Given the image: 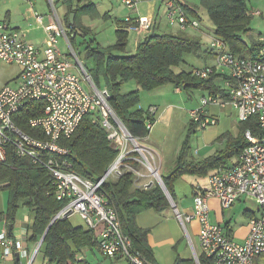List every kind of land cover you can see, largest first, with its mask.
<instances>
[{
	"label": "built area",
	"instance_id": "built-area-1",
	"mask_svg": "<svg viewBox=\"0 0 264 264\" xmlns=\"http://www.w3.org/2000/svg\"><path fill=\"white\" fill-rule=\"evenodd\" d=\"M25 1L32 5L31 0ZM46 1L50 15L47 25H43V50L26 42L0 18V60L20 67L19 77L13 85H5L0 90V163H5L9 154H15L19 158L29 159L35 167L47 170L55 188L56 200L65 201L54 216L55 220L77 214L88 229L97 230V243L102 256L108 259L120 257L129 264H148L132 250L130 239L122 233L114 207L103 192L102 185L108 179L120 178L126 171L142 177L129 165L131 161L144 167L151 177L150 183L146 182L140 188L158 184L161 177L154 165L153 153L143 148L139 138H133L114 115L108 105L107 90L96 88L73 50L54 1ZM115 1L132 13L140 0ZM161 1L169 26L184 32L199 29V21L185 12L178 0ZM250 13L253 16L260 15L259 11ZM35 18L41 23V16L36 14ZM124 22L127 32L144 38L152 34L154 29V20L148 17L128 15ZM60 38H64L75 60L77 74L71 70L68 58L57 46ZM209 46L214 55V66L194 70V75L206 78L214 71H226L231 78L230 82H226L229 100L202 97L199 107L189 111L190 123L201 130L214 127L218 122L206 114V108L230 104L236 110L239 122L256 119L259 134L253 135L246 131L244 138L247 145L239 154L237 162L230 168L220 167L213 171L208 179V188L193 198L192 215H182L174 209L175 216L185 231V224L193 218L197 219L200 255L212 260L213 264H253L256 258L264 262V63L256 59L234 57L224 42L215 37L211 38ZM260 55L264 56V49ZM27 103H34L40 108L39 115L27 120L31 133L17 125ZM27 110L30 109L26 106ZM142 111L146 118L145 128L150 131L157 107L150 105ZM89 114L99 115L107 139L118 151L97 181L81 177L71 170V149L65 145L81 120ZM242 197L254 200L259 207V214L249 219L244 241L236 243L225 234L222 226L209 222L208 201L217 199L222 209H229ZM0 246L2 258L10 257L15 252L23 257L28 256L20 243L8 236L6 231L0 233ZM191 250L194 264H200V255L194 248Z\"/></svg>",
	"mask_w": 264,
	"mask_h": 264
},
{
	"label": "trees",
	"instance_id": "trees-1",
	"mask_svg": "<svg viewBox=\"0 0 264 264\" xmlns=\"http://www.w3.org/2000/svg\"><path fill=\"white\" fill-rule=\"evenodd\" d=\"M55 1H62V5H65L67 9L64 20L68 29L66 34L70 44H75L76 29L83 27L77 18L86 13L85 7H82L84 0ZM247 1L199 0L196 9L185 5L183 8L191 18L199 22L201 19L198 9H202L214 28L213 36L224 42L234 57L256 59L264 63V56L260 55L264 49V40L261 35L255 37L252 34L250 24L254 16L250 13ZM70 14H74L73 23L70 22ZM125 28L126 24L124 28L115 32L116 41L113 45L102 47L99 44L95 46L93 41L89 43L83 41L81 43L84 47L81 52H84L86 60L91 62L90 68L85 66L84 68L92 82L97 89L107 90L110 109L133 138L140 139L147 132L146 118L143 111L138 108L139 90L152 91L165 85H173L176 89L185 92L201 90L207 92V96L219 97L220 95L223 100H229L226 89L220 90L215 83L217 78L222 77L216 73L217 71L206 78L193 75L194 71H174V67H179L183 62L185 55H195L205 60L211 56L212 51L202 52V40L199 36L179 30L175 33H152L137 45L133 54H130L126 51L128 39ZM86 31L89 32V30ZM79 54H76L78 59ZM222 79L226 82L231 81L229 76ZM130 81L135 83L137 89L121 94L122 85ZM26 106L30 109L29 111H26ZM39 111V105L27 103L17 125L31 133L27 127V120L39 115ZM239 125L242 135L233 145V152L229 155L215 158L208 164L206 162L197 164L185 160L184 149L176 168L168 177L161 178L172 199V183L177 176L182 175L183 172L200 175L206 171L207 167L226 168L225 159L231 157L236 149L234 154L239 156L247 145L244 133L250 131L253 135L259 134L255 118L239 122ZM193 128L194 125L190 123L189 130ZM187 142L184 144L185 148ZM65 145L71 149L69 156L71 170L91 181H97L104 175L118 153L107 139V132L101 126L98 114L86 115ZM130 163L133 166L137 165L134 161ZM0 189H5L8 193L6 212L4 215L0 214V221L5 220L13 224L20 206L26 207L32 217V223L27 229L28 242L37 244L45 234L38 249L44 256L45 264H100L88 261L84 255L85 252L94 255L95 251L101 255L97 243V230L88 229L85 224V227L73 226L68 218L54 220L51 223L65 201L56 200L55 188L47 170L35 167L27 158L9 154L7 161L0 163ZM102 189L114 207L122 233L131 241L132 250L147 262L152 263V251L148 245L149 231L139 228L135 218L137 214L147 210L162 214L169 209V202L161 187L153 183L149 188H139L135 186L133 173L126 171L118 179L106 180ZM102 258L108 260L109 264L113 262L116 264L119 259H122L120 257L108 259L104 256ZM125 261L129 264L127 260ZM199 262L213 264L212 260L201 255ZM173 264H194V261L176 259Z\"/></svg>",
	"mask_w": 264,
	"mask_h": 264
},
{
	"label": "crops",
	"instance_id": "crops-1",
	"mask_svg": "<svg viewBox=\"0 0 264 264\" xmlns=\"http://www.w3.org/2000/svg\"><path fill=\"white\" fill-rule=\"evenodd\" d=\"M18 2L27 3L25 0H0V18L5 20L8 23L10 29L17 32L26 42H28L31 45H34L39 50H43L45 48L43 17L34 9L35 7L33 2L31 6L27 3V6L24 9L23 13H21V11L18 13L17 11V6L19 5ZM179 3L181 5L189 6L195 9L199 5L197 4L196 0H183V1H179ZM58 4L62 5L63 3L62 1H60L58 2ZM82 7H85L86 13L82 16L79 15L77 18L81 25H82L81 22L84 23V20L87 17L95 20L104 19L106 21L112 22L114 35L117 30H120V28H124L125 26L124 18L128 15H131L133 17H148L154 20V29L152 32L154 34H163L170 32L175 33L176 31H178L176 27L169 26L165 18V6L161 0H140L136 10L132 13L129 12L122 4L116 2L115 0H84L82 2ZM64 8L65 11L63 17L60 18V16H58L59 19L62 21L63 26L65 24L64 21L65 15L67 14V9L65 5ZM255 8H256L255 10L260 11L258 7ZM249 10L250 12L254 11V8H249ZM36 14L42 17L41 23L37 22L35 18ZM261 15L262 13H260L259 16H254V17H260ZM48 20L49 19L47 17V23ZM73 20H74V14H73ZM33 21L38 25L37 28L40 26L39 29L41 30L42 37L39 34L35 33L36 31L33 30V28H31V22ZM200 24L201 23L199 22V29L187 30L186 32L193 34L191 33V31H199ZM199 33L200 34L202 33L201 36L202 35L204 36L207 43L210 42L212 37H214L213 31L209 29H206L205 31ZM75 38H77V36ZM127 39H128L127 50L130 54H133L136 50L137 45L143 41L144 37L134 34L132 32H127ZM262 39L264 40L263 37ZM115 41L116 40H114L112 43L114 44ZM79 44H80V49L83 50L84 46H82V43ZM206 46L207 49H209V51L211 52L210 46L209 45ZM212 55L213 52L211 53V56L208 57L206 60L203 59V57H200V61L203 63L200 69L214 66L215 60H214V55L213 56ZM70 65L72 66L71 70L77 74L78 71L77 72L74 71L75 66L71 63ZM216 73L222 75V77L217 78L215 83L217 84V86L220 87V90H225L226 81H224L222 78L228 76V73L226 71H217ZM19 74L15 78V80H17ZM181 92L190 95V98H192V96L195 93H197L199 96V100L196 102L195 105L197 106L198 104L197 107H199L200 105L201 98L208 95L207 92L201 90H196V91L191 90L189 92H185L183 90L177 91L176 87H174L175 95H181ZM218 98L224 101L220 95ZM178 99H181L183 101L181 97L177 98V100ZM157 100L159 101H155L156 103H149L148 105V106L154 105L157 107L154 125L150 131L146 132V135L144 137L139 139V143L143 148L148 149L153 153L154 165L158 170V174L161 178L168 177L170 173L176 168V166L178 165V161L180 159V155L184 151V149H185L184 152H186L185 155L186 161L194 162L197 164L206 162L208 164L210 161H212L215 158H221L222 156L231 154L234 148L233 145L238 141L239 138H241L242 134L240 131L241 128L239 125V121L237 120V112L230 104H226L224 106H208L206 108V114L216 118L218 122L217 125L211 128L200 130L201 131L200 133L197 132L198 128H195L194 126V128L191 129V131L189 130L190 131L188 137L189 142H187V147L186 148L184 147L186 141L182 143V146L180 145V143L176 142L173 150L171 151L165 147L164 139L161 138V136L163 135L164 129L167 128L168 125H170L171 118L174 116L175 105L171 101H168L167 93L164 95V97H159ZM147 107L144 108L140 104V96H139L138 108L144 110ZM185 117L188 120L189 113L187 114L185 113ZM189 124L190 121L188 123V127ZM185 133H186V129L183 128V133H181V135L184 136ZM195 134L197 135V140H196L197 146L193 150H191L190 140L192 139V136H194ZM236 151L237 149L235 150V152ZM234 153L231 157L225 159L226 161L225 164L227 166L226 168H230L237 162L238 155ZM129 165L133 166L131 163ZM133 167L142 175V177H138L133 174L135 180V186L139 187L140 185L146 182L150 183L151 177L148 176L144 167H142L140 164H137L136 166ZM214 170L215 169L212 167H207L206 171L200 175L191 174L190 172H183V174L177 176V178H175V180L172 183L173 199L171 197L170 198L174 203V208L169 203L170 205L169 209H167L162 214L156 215V213L153 210H147L136 215L135 221L137 226L141 229H145L149 231L148 245L150 246L152 251L153 262L152 263L148 262V264H158L154 256V252H155L154 246H157V243L161 241L158 239L160 234L159 229L163 227L165 221L167 220L168 222H172L176 227L174 220H176V222L179 221L175 216V210L182 215L184 214L192 215L194 213L193 198L198 192L208 188V179ZM185 184H187V186L189 187L188 192H186L183 189V185ZM0 191L5 192L6 190L0 189ZM5 193H6V198L5 199L3 198L2 201V204H4L3 206H5V209L4 207H3L4 209L3 211H1L2 209H0V214L2 215L5 214L7 208L8 193L7 191ZM249 203L251 204V206L246 207L245 204L248 205ZM208 207H209V215H208L209 222L211 224H218L222 226L225 234L232 241L236 243H242L244 241L248 232L249 219L259 214V207L256 204V202L250 198H245V197L240 198L229 209H222L217 199L209 200ZM69 216L67 218H69ZM31 223H32L31 215L30 217L20 216L18 219L15 218L13 224H9L5 220L0 221V233L6 231L8 234V232H10V237L13 238L15 241L19 242L22 248L28 253L27 257H23L21 254L15 252L10 257L2 258L3 250L2 247L0 246V264H28V262H31L30 264L46 263L44 256L41 252H39L38 250L36 251V253L34 252V250L38 246V243L34 244L28 242L27 229L31 225ZM191 223L196 224L197 235H198L199 223L197 219L193 218L186 224H191ZM168 229H165L166 235L163 233H161V235L162 237L166 238L163 239V241H168L171 244H173L174 238L170 234H168ZM173 231H174V227H173ZM176 231L178 232V230ZM174 234L178 235V233L176 232H174ZM188 241L190 244V248L191 249L194 248L189 236H188ZM197 244H198V240H197ZM195 252L198 255H200V250L199 252L195 250ZM32 256L33 258H31ZM176 259L193 260V254L187 257H181L180 255H177L174 261ZM113 264H115V262H113ZM253 264H264V262L261 258H256Z\"/></svg>",
	"mask_w": 264,
	"mask_h": 264
},
{
	"label": "rangeland",
	"instance_id": "rangeland-1",
	"mask_svg": "<svg viewBox=\"0 0 264 264\" xmlns=\"http://www.w3.org/2000/svg\"><path fill=\"white\" fill-rule=\"evenodd\" d=\"M34 3V9L43 17V25H47V17L50 15V9L47 4L46 0H31ZM178 1H183V0H178ZM197 4H199V0H196ZM181 3V2H180ZM17 6V11L18 13L21 11L23 13L24 9L27 6V3H22L18 2ZM55 8L57 15L60 16V18L63 17L65 8L63 5L58 4L54 0ZM247 6L248 8H254V11L258 7L260 9V13L262 15L260 17H253L251 20L250 28L252 29V34L257 37L258 35H261V37L264 38V0H248L247 1ZM199 17L201 19V24H200V30L199 31H191L194 35H197L201 38L203 41L202 44V52H207L209 49H207L206 45H209L210 42L207 43L206 39L204 36L199 33L202 31H205L206 29L209 30H214L212 24L209 22L208 17L206 13L202 10L199 9ZM83 26L81 28L76 29V42L75 44H72V48L75 51L76 54H79L81 52L80 49V44L81 42H91L93 41L94 45L100 44L101 46H108L113 44L112 42L115 40V35H114V29L112 22L106 21L104 19H91L87 17L84 20V23L81 22ZM37 24L33 21L31 22V28L35 30L37 34H39L42 37L41 30L39 27L37 28ZM65 26V24H64ZM65 31L68 33V29L65 26ZM86 30H89L87 32ZM131 35V34H129ZM45 37V34H44ZM59 50L61 53L68 58L71 64L75 65V60L74 58L70 55L69 53V48H67L66 43L64 38L58 39V44H57ZM94 46V47H95ZM128 51V50H126ZM79 59L83 61V64L85 67L90 68L91 62L90 60H86L84 52H81L79 54ZM203 65V63L200 61L199 56L195 55H185L183 57V62L180 64L179 67H174L175 72H180L182 70H185L186 72H192L194 70H200V67ZM199 67V68H197ZM19 68L17 64H9L6 62H3L0 60V89L3 88L5 85H13L15 78L19 74ZM74 71L77 72V68H74ZM83 82V81H82ZM83 85L86 87V84L83 82ZM137 89L136 85L134 82L130 81L127 83H124L120 89L121 94H126L130 91H135ZM196 91V90H195ZM139 96H140V104L145 108L149 105V103H156L155 101L159 97H164V95L167 93L168 94V101H171L175 105V110H174V116L171 118L170 125H168L167 128L164 129L163 135L161 138L164 139V145L167 149L173 150L174 145L176 142L180 143L182 146V143L185 141H188L189 137V118L188 120L185 117V113H189L190 110L195 109L197 106L196 102L199 100V96L197 93H195L192 98H190V95L181 92V95H175L174 94V86L173 85H165L163 87H159L158 89H154L153 91H144V90H139ZM193 92V91H192ZM182 98L181 99L177 98ZM195 106V107H193ZM192 107V108H191ZM183 128L186 129V133L181 135L183 133ZM197 128V127H195ZM191 130V129H190ZM201 129L198 128L197 132L200 133ZM197 140V135L195 134L192 136V139L190 140V146L191 150H193L196 146ZM146 171V170H145ZM147 173V171H146ZM162 173V172H161ZM183 189L188 192L189 187L187 184L183 185ZM6 192V191H5ZM4 191H0V209L3 211L5 209L4 204H2L3 198H6V193ZM23 206V205H22ZM20 208L17 211L16 218L18 219L20 216L25 217L28 216L30 217L29 210L24 208V206ZM246 207L251 206L249 203L248 205L245 204ZM4 207V209H3ZM157 215V213H156ZM69 222L73 226H82L85 227L83 220L76 214V215H70L68 218ZM176 227L172 222L165 221L163 227L159 229V237L158 239L161 240L160 242L157 243V246H154V256L156 259V262L158 264H173L174 259L176 258L177 255H180L181 257H187L191 256V248L190 244L188 241V236L191 239V242L193 244V247L197 252H199V247L197 244V226L195 223L191 224H186V231L182 227V225L179 222H176ZM174 227V231H173ZM169 228V229H168ZM165 229H168V234H170L173 238V244H171L168 241H163V239H166L162 237L161 233L165 234ZM178 230V232L176 231ZM174 232L178 233V235H175ZM188 233V236H187ZM85 257L88 261L94 262V263H100V264H109V261L103 260L102 256L99 253L90 254L85 252ZM116 264H127L125 259H119Z\"/></svg>",
	"mask_w": 264,
	"mask_h": 264
},
{
	"label": "water",
	"instance_id": "water-1",
	"mask_svg": "<svg viewBox=\"0 0 264 264\" xmlns=\"http://www.w3.org/2000/svg\"><path fill=\"white\" fill-rule=\"evenodd\" d=\"M69 18H70V22L72 23V21H73V14H70ZM150 185H151V184H150ZM158 185H159V186L161 187V189L163 190V192H164V194H165L167 200L169 201L170 205L174 208V203H173L172 199L170 198V196H169V194H168V192H167V190H166V188H165V186H164V184H163L161 178H159V183H158ZM54 220H55V219L53 218V220L51 221V223H52ZM9 228H10V226H9ZM46 231H47V230H46ZM45 233H46V232H45ZM44 236H45V234H44V235L42 236V238L39 240V242H38V246H37V250H38L40 244L42 243Z\"/></svg>",
	"mask_w": 264,
	"mask_h": 264
}]
</instances>
